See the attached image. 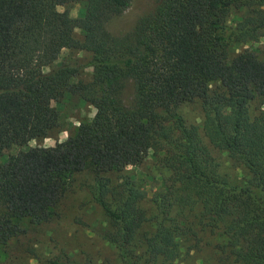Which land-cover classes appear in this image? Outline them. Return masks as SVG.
Here are the masks:
<instances>
[{"label":"trees","instance_id":"1","mask_svg":"<svg viewBox=\"0 0 264 264\" xmlns=\"http://www.w3.org/2000/svg\"><path fill=\"white\" fill-rule=\"evenodd\" d=\"M81 1L78 19L58 11ZM130 5L0 0V245L26 232L13 220L46 223L71 176L88 172L86 192L104 216L98 234L119 264H180L203 248L207 264H264V59L243 51L228 62L220 51L229 40L264 38V0H154L131 31L112 35L107 23ZM231 8L252 14L229 29ZM78 47L91 57L89 83L73 82L75 66L51 67ZM67 96L89 103L94 117L63 142L2 162L3 150L55 128L52 103ZM186 104L198 105L200 125L172 112ZM149 150L168 176L144 208L122 171Z\"/></svg>","mask_w":264,"mask_h":264},{"label":"rangeland","instance_id":"2","mask_svg":"<svg viewBox=\"0 0 264 264\" xmlns=\"http://www.w3.org/2000/svg\"><path fill=\"white\" fill-rule=\"evenodd\" d=\"M153 6L154 0H131V5L125 12L107 23V31L114 36L128 33L136 21L147 15ZM65 9L71 18L78 19L84 13V3L81 1L66 8L58 7L60 12ZM251 14V9L231 8L226 14L225 26L229 29L235 28ZM75 35L79 41L82 40L83 35L79 30L75 31ZM223 35L227 36L228 30ZM220 51L228 62L243 51H252L264 59V38L257 42L229 40L221 45ZM90 60V55L80 47L64 49L51 67L75 66L78 73L73 82L89 83L92 80ZM130 92V86L127 85L124 97H128ZM52 106L58 111L55 128L44 137L38 138L32 134L24 146L3 150L2 162L18 152L34 147H51L65 141L77 131L81 123L89 122L95 115V109L77 96H67L59 103L53 102ZM172 112L179 114L188 126L200 125L202 121L201 111L196 104H186ZM217 155L219 154H213ZM219 161L223 168L228 167L224 156ZM122 173L130 177L135 187L144 193V208L151 206L154 194L164 190V179L168 176L167 170L159 163L152 150L148 151L141 164L127 167ZM91 184L92 177L88 172L72 175L64 198L44 224L32 225L28 219L13 220V223L26 232L0 245V264H45L48 259H61L63 256L75 264H119L114 249L98 234L105 223L101 209L90 200L86 192L87 185ZM211 255L208 248H203L184 257L180 264H207L205 261Z\"/></svg>","mask_w":264,"mask_h":264}]
</instances>
